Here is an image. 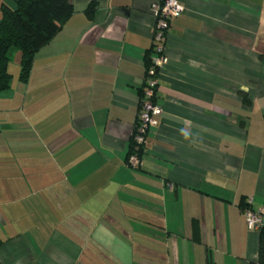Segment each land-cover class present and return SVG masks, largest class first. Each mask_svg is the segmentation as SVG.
<instances>
[{"label": "crops", "instance_id": "0c3cea01", "mask_svg": "<svg viewBox=\"0 0 264 264\" xmlns=\"http://www.w3.org/2000/svg\"><path fill=\"white\" fill-rule=\"evenodd\" d=\"M69 1L0 92V264H256L242 203L264 207V0H178L138 169L160 0Z\"/></svg>", "mask_w": 264, "mask_h": 264}, {"label": "trees", "instance_id": "16d2710c", "mask_svg": "<svg viewBox=\"0 0 264 264\" xmlns=\"http://www.w3.org/2000/svg\"><path fill=\"white\" fill-rule=\"evenodd\" d=\"M12 1V6L7 4H2L1 6L0 92L8 89L12 82V75L8 71L10 52L13 50L20 52L19 79L20 81L25 82L29 77L36 52L49 43L73 11L72 4L69 0ZM92 11L93 5L89 4L86 13L91 14ZM151 52H153L152 49L147 53L146 69L150 62ZM155 91L156 88L151 97L152 102H155ZM139 94L140 99L138 107H140L143 98L144 86ZM241 96L242 99L247 102V94L241 92ZM136 124L137 121L134 126V131L136 129ZM133 133L130 138V149L127 155V160L128 156L132 153H135L137 157L141 159L144 152L145 142L137 144L133 140ZM246 205V201H244L242 207L245 208ZM258 232L259 246L256 264H264V226H262Z\"/></svg>", "mask_w": 264, "mask_h": 264}, {"label": "built area", "instance_id": "2783aa9c", "mask_svg": "<svg viewBox=\"0 0 264 264\" xmlns=\"http://www.w3.org/2000/svg\"><path fill=\"white\" fill-rule=\"evenodd\" d=\"M151 12L155 18V25L152 32V51L149 65L146 69L144 94L138 111L136 129L133 133V140L137 143L145 142V135L151 126L156 125L155 116L161 113V107L152 102L151 97L158 85L159 69L166 63L167 57L164 53V42L166 30L170 19L181 15L184 7L178 0H160L152 4ZM127 165L133 169L141 166V159L135 153L128 156ZM170 188L172 184L168 185ZM250 200L246 201L243 208L245 222L250 230H259L264 226V207L253 209L250 207Z\"/></svg>", "mask_w": 264, "mask_h": 264}, {"label": "rangeland", "instance_id": "374dc122", "mask_svg": "<svg viewBox=\"0 0 264 264\" xmlns=\"http://www.w3.org/2000/svg\"><path fill=\"white\" fill-rule=\"evenodd\" d=\"M13 52H14V51H11V52H10V62H11V64L9 65V66H10V71H11V72H9L10 74H12L13 71H16V69L18 68L17 65H16L17 62L15 61V63H13V60H12V56H13V54H14ZM19 71H20V70H19Z\"/></svg>", "mask_w": 264, "mask_h": 264}]
</instances>
